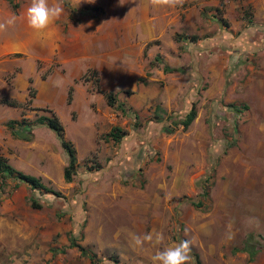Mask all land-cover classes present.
I'll list each match as a JSON object with an SVG mask.
<instances>
[{"label":"rangeland","instance_id":"1","mask_svg":"<svg viewBox=\"0 0 264 264\" xmlns=\"http://www.w3.org/2000/svg\"><path fill=\"white\" fill-rule=\"evenodd\" d=\"M49 2L64 11L48 44L26 23L30 0H0V24L16 17L0 30V155L58 192L0 175V264H151L185 239L189 264L194 253L199 264H264V97L253 86L264 83V0ZM182 9L199 35L184 28ZM147 18L160 31L138 40ZM212 64L230 85L206 95ZM128 76L156 89L149 104L124 86ZM191 101L196 114L183 128L174 121ZM51 111L75 149L68 181L66 151L37 123ZM113 125L125 131L118 141L105 134ZM148 233L153 242L134 246V234Z\"/></svg>","mask_w":264,"mask_h":264},{"label":"trees","instance_id":"2","mask_svg":"<svg viewBox=\"0 0 264 264\" xmlns=\"http://www.w3.org/2000/svg\"><path fill=\"white\" fill-rule=\"evenodd\" d=\"M66 3H67V1H66ZM179 36L180 35L178 33H176L175 37L177 39ZM188 37L190 40H194L196 38V35L190 34V35H188ZM28 79H30V78H28ZM28 88L31 90V87H28ZM31 92H30V95H31ZM104 95H105L106 103L109 105H114L115 97H114L113 91H110V90L106 91L104 93ZM68 97H69V93H68ZM119 105H121V104L119 103ZM229 106L232 109H234L235 111L239 110V107H240L239 105L232 104V103H229ZM155 108L158 109L159 107L157 105H155ZM153 114H156L155 111ZM195 114H196L195 104L193 101H191L187 110L183 113V115L180 118L175 120L174 123H180L182 125V127L185 128L190 123V121L194 118ZM155 118H156V120L160 119V118H158L157 114H156ZM17 122H19V120H15L12 118L7 120L8 125H12L13 123H17ZM37 123L49 127L51 130H53L55 135L58 137L61 147L66 151V154H67L66 164L62 168V178L65 181L70 180L71 174L75 170L74 169L75 168V161H76L75 149H74L73 145L71 144V142L69 140L65 139V137L63 136V127H62V124H61L58 116L55 113H53L52 111L49 115L41 114V115L37 116ZM18 124L21 125L23 130L28 129V125H25L23 122L18 123ZM124 133H125V131L123 129H121L119 126L113 125L110 127V129L105 134L107 136H109L110 138H112V140L118 141L119 138ZM26 137H27V135H26ZM0 175L1 176L8 175V176H11L13 178H17L18 180H22V181L26 182L31 188H44L48 191H52L55 194H58L57 191H54L50 186L44 184L39 179L38 176L30 174V173H26V172H23L21 170L14 168L12 165L5 162V159L1 155H0ZM1 191H2V188L0 187V193H1ZM30 204L34 207L40 205L33 198L30 199ZM76 244L77 243L74 241V237L70 235L69 236V245H76ZM77 246H78V249L80 250V253H82V254L86 253L84 247H82L81 245H78V244H77ZM255 251H256V248L250 249L251 253H254ZM251 253H250L249 257H251ZM88 257L93 258V254L92 253L88 254ZM193 258H194V264H199V259H198L196 253L193 254ZM112 260L114 262L116 261L115 258H112Z\"/></svg>","mask_w":264,"mask_h":264},{"label":"clouds","instance_id":"3","mask_svg":"<svg viewBox=\"0 0 264 264\" xmlns=\"http://www.w3.org/2000/svg\"><path fill=\"white\" fill-rule=\"evenodd\" d=\"M81 0H75L73 8L79 6ZM88 3H94L95 0H87ZM151 4L156 7L175 8L183 4V0H150ZM64 9L58 4H51L49 0H30V4L25 10V20L29 28L36 33L46 31L62 15ZM16 23V17L11 16L6 19L5 23L0 24V30ZM62 81H54V86L60 87ZM133 244L136 247H142L145 242H153V234L148 233L143 237L139 235L132 236ZM162 233H156L154 243L159 245L163 242ZM190 241L182 240L179 243L167 246L163 250L157 251L150 257L151 264H189L190 261Z\"/></svg>","mask_w":264,"mask_h":264},{"label":"crops","instance_id":"4","mask_svg":"<svg viewBox=\"0 0 264 264\" xmlns=\"http://www.w3.org/2000/svg\"><path fill=\"white\" fill-rule=\"evenodd\" d=\"M182 14H183V22H184V28L187 30V32L188 31H191V30H194V31H196L197 32V29H195L194 28V26H192L193 27V29H188L190 26H191V21H190V18H191V12L190 11H185V10H183L182 9ZM152 19V18H151ZM151 19L150 18H147V19H145L147 22V26H145V27H142V28H140L139 26H138V28H139V36H138V40L139 39H141V40H147V38L148 37H150V36H152L153 34H158V32L160 31V25H159V23L156 21L154 24H153V26H152V22L153 21H151ZM191 22V23H190ZM178 26V25H177ZM197 34H198V32H197ZM199 35V34H198ZM41 36L43 37V39H44V41H46L48 44H49V42H50V38H51V36H48L46 33H45V31L44 32H42L41 33ZM197 37V36H196ZM28 38H32V35H31V33H30V35L28 36ZM197 39V38H196ZM199 39V38H198ZM146 41H143L142 42V44H144ZM164 45H166L165 43H167V41L166 40H163V41H161ZM122 44H124V43H122ZM146 44V43H145ZM125 45H126V43H125ZM18 47H21V48H24V43H22V44H19V45H17ZM204 65V64H203ZM175 66H177L176 64H171L170 63V68H171V71L170 70H168V71H170L169 73L170 74H173L175 71H174V69L176 70L177 68L175 67ZM182 66V65H181ZM210 67V66H209ZM211 69H212V71H213V75H212V77H211V79H210V84L208 85V88L206 89V91L205 92H207L206 93V95H210L209 94V91L210 90H212V89H218L219 88V90H220V88H222V87H227V86H229L230 85V83L229 84H227L228 83V81L226 82V80L223 78V76L221 75V74H217L216 73V71L218 72V71H220L219 70V68L217 67V65H211ZM114 70H116V68H113V70H112V72L114 71ZM178 70V69H177ZM134 76H136V75H134ZM133 76V77H134ZM128 79V80H127ZM125 80V79H124ZM126 82L124 81V86L126 87V88H138V91L136 92L137 93V101L140 103V104H144V103H146V104H149V102L151 101V98H154L155 97V95H156V89H151L150 90V87L152 86V85H146V86H143V85H141V83H137L136 81L137 80H134V78H132V76H128L127 78H126ZM254 82H258V84H254L253 86L254 87H256V90H255V92H254V94H255V96L256 97H259V98H263L264 97V83H263V81L261 80V79H259L258 81H254ZM167 88H168V85H167ZM176 88V87H175ZM258 89V90H257ZM218 90V91H219ZM125 91H127V92H131V91H128L127 89H125ZM170 91V93H167V90L166 89H164V92H162L165 96L166 95H168V94H172L171 92H172V90H169ZM180 91V90H179ZM217 91V92H218ZM181 92V91H180ZM135 94V93H134ZM135 97V95L133 96V94L130 96V99L131 98H134ZM129 98V97H128ZM228 103H232V104H239L240 102H241V100L240 99H232V100H228L227 101ZM248 103V102H247ZM246 103V104H247Z\"/></svg>","mask_w":264,"mask_h":264}]
</instances>
